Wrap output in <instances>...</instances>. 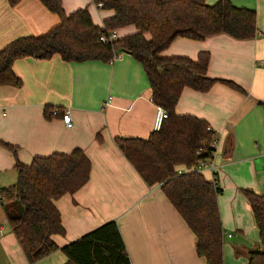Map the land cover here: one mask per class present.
Returning <instances> with one entry per match:
<instances>
[{
	"label": "crops",
	"instance_id": "0c3cea01",
	"mask_svg": "<svg viewBox=\"0 0 264 264\" xmlns=\"http://www.w3.org/2000/svg\"><path fill=\"white\" fill-rule=\"evenodd\" d=\"M88 0H61L66 13ZM217 0H205L213 4ZM255 12L253 38L226 34L202 40L177 37L160 55L210 58L206 74L217 80L207 91L183 87L174 111L204 120L220 137L215 174L217 204L223 228V264H246V251L258 245V230L243 189L264 193V0H230ZM89 2V3H88ZM87 5H90L89 0ZM95 5V4H94ZM90 6L101 25L112 11ZM59 22L39 0H0V49L14 39L39 35ZM120 36L135 31L129 25ZM118 35V37H120ZM21 85H0V187L16 180L15 163L33 156L81 149L90 161L86 183L53 200L63 234H52L58 247L102 223L114 220L130 264H205L195 251L196 239L160 187L148 186L117 147L116 137L147 138L156 105L138 61L122 52L113 62L100 59L66 61L25 56L11 65ZM68 108L72 125L45 108ZM14 147V151L8 146ZM205 178L210 180L208 171ZM0 264H64L58 248L30 263L0 210Z\"/></svg>",
	"mask_w": 264,
	"mask_h": 264
},
{
	"label": "trees",
	"instance_id": "16d2710c",
	"mask_svg": "<svg viewBox=\"0 0 264 264\" xmlns=\"http://www.w3.org/2000/svg\"><path fill=\"white\" fill-rule=\"evenodd\" d=\"M19 0H8L14 5ZM59 22L39 35H27L0 49V85L19 87L12 71L17 58H50L58 54L66 61L100 59L109 61L114 53L127 52L138 61L148 81L151 101L164 108L167 116L158 130L147 138L116 137L117 147L143 181L158 185L194 235L195 251L205 264H223V228L217 204L220 189L205 175L190 169L209 155V147L196 154L203 141L209 142L208 124L189 114L174 111L183 87L207 91L217 81L239 87L233 81L206 74L209 52L201 50L196 59L160 55L173 39L202 40L216 34L235 39L253 38L255 12L235 6L230 0H91L112 11L101 25L92 21L87 6L64 11L61 0H39ZM132 25L135 31L111 42L99 40L101 33ZM264 105V101H259ZM45 115L49 116V109ZM57 108V107H56ZM59 110L61 114L62 110ZM13 151L14 147L8 145ZM16 180L1 188L6 202L0 210L30 263L60 249L64 264H130L114 220L106 221L75 240L58 247L52 234H63L60 214L53 200L72 193L88 180L90 161L75 148L70 153L53 152L33 156L29 164L16 161ZM258 230V245L246 251V264H264V193L243 189Z\"/></svg>",
	"mask_w": 264,
	"mask_h": 264
},
{
	"label": "built area",
	"instance_id": "2783aa9c",
	"mask_svg": "<svg viewBox=\"0 0 264 264\" xmlns=\"http://www.w3.org/2000/svg\"><path fill=\"white\" fill-rule=\"evenodd\" d=\"M117 38H118V33L117 30L115 29L101 33L99 35V40L106 43L111 42ZM121 55L122 52L114 53L112 58L109 60V62L111 63L115 61L116 59L120 58ZM49 114L52 116H57L59 114V110L57 108H50ZM166 116H167L166 110L160 106H156L152 129L158 130L163 122V119ZM60 117L66 127H70L72 125L71 116L68 108L63 109V111L60 114ZM207 130L211 131L210 126H207ZM207 147H209L210 149L209 155L207 157L199 159L198 162L195 165H193L190 169L180 168L177 170V172L182 173V172H186L187 170H192L204 174L205 171H208L210 180L215 185H217L216 174H215V168H216L215 158L220 151V137L213 136L211 141L209 142L203 141L201 143V146L196 150V154L205 151L203 148H207ZM5 202H6V198L2 194V190L0 187V206ZM1 230H2V223H0V233Z\"/></svg>",
	"mask_w": 264,
	"mask_h": 264
},
{
	"label": "rangeland",
	"instance_id": "374dc122",
	"mask_svg": "<svg viewBox=\"0 0 264 264\" xmlns=\"http://www.w3.org/2000/svg\"><path fill=\"white\" fill-rule=\"evenodd\" d=\"M89 1V0H88ZM87 1V2H88ZM86 1L84 2V3H86V6L88 7V6H90L94 11H96L97 9H96V7H95V5L93 4V3H90V5H87L88 3H87ZM85 6V5H84ZM83 7V6H82ZM90 11V10H89ZM90 15H91V13H90ZM125 28V27H124ZM123 33V30H121V31H118V35L120 36L121 34ZM249 247H252V246H249Z\"/></svg>",
	"mask_w": 264,
	"mask_h": 264
}]
</instances>
